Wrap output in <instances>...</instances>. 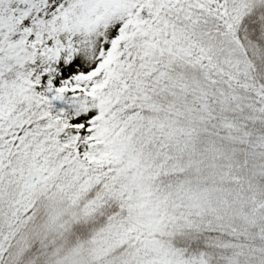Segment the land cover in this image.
<instances>
[{"label":"snow or ice","instance_id":"6c2138e0","mask_svg":"<svg viewBox=\"0 0 264 264\" xmlns=\"http://www.w3.org/2000/svg\"><path fill=\"white\" fill-rule=\"evenodd\" d=\"M0 264H264V0H0Z\"/></svg>","mask_w":264,"mask_h":264}]
</instances>
